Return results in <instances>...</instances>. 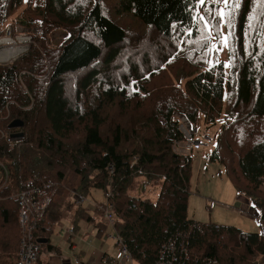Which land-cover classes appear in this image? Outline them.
Returning <instances> with one entry per match:
<instances>
[{"label":"trees","instance_id":"obj_1","mask_svg":"<svg viewBox=\"0 0 264 264\" xmlns=\"http://www.w3.org/2000/svg\"><path fill=\"white\" fill-rule=\"evenodd\" d=\"M244 1L242 7L254 8L242 12L230 38L236 46L237 31L242 55L229 77L219 63L186 79L178 77L179 85L187 80L185 91L163 84L152 87L156 90L152 95L147 85L170 57L172 39L197 37V12L204 13L207 4L202 8L198 0L114 2L115 17L129 15L155 33L158 44L143 50L139 44L146 36L133 40L129 27L105 12L104 0H0L1 26H9L13 36L16 27L32 30L28 49L0 64V264H16L20 250L16 195L28 183L48 182L58 188L33 231L35 242L46 239L40 246L48 252L56 250L49 236L61 221L68 220L73 232L79 220L91 221L101 232L102 223L67 197L76 186L82 196L94 188L107 195L103 211L111 207L115 244L135 264H156L160 252L172 264L264 262V138H254L258 127L241 128L252 119H264V31H260L264 19L255 0ZM250 16H255L251 23L258 28L255 45L245 51L243 36ZM57 30L67 37L53 45L50 34ZM130 40L131 46L125 48ZM229 90L234 91V100L223 113ZM146 97L142 115L129 111V104ZM175 113L196 126L203 117L205 129L226 118L210 139L213 146L206 158L225 166L236 192L253 208L261 233L188 219L191 155L173 149L183 140ZM15 120L22 122L21 128L9 127ZM238 129L242 133L233 166L220 153L219 139ZM77 131L81 140L74 138ZM17 132L23 136L11 138ZM66 169L73 171V187L67 185ZM135 180L139 191L131 195ZM151 186L158 187L154 198L145 195ZM102 260L114 264L107 255Z\"/></svg>","mask_w":264,"mask_h":264},{"label":"rangeland","instance_id":"obj_2","mask_svg":"<svg viewBox=\"0 0 264 264\" xmlns=\"http://www.w3.org/2000/svg\"><path fill=\"white\" fill-rule=\"evenodd\" d=\"M116 1L118 0H104V10L111 17L114 16ZM244 3H246L244 0H240V7L233 13L232 29H229L226 25V22L220 20L219 17H216L214 15L215 10H211V12L213 13L212 15H209V13L205 11L204 13H202L201 11L197 12V37H192L191 34H188V38L183 35H178L177 38L172 39V45L174 46V49H170V57L165 60V64L160 67V71L154 75V77L149 82V85H147V89L151 91L150 93L152 95L156 93V90L152 89V87L158 88L163 84H169L173 86L175 85V87H178L182 91H185L184 85L187 80L183 81L179 85L178 83H176L178 77L186 79L188 78L187 75H193L194 73H200L209 70L213 68L214 65H219V63L223 65L225 76L229 77L231 67H234L236 64V58L239 57V55H242V47L239 43L240 36L236 31V46L235 43L231 44V41L229 39L230 47H224L222 39L212 38L215 36V32H211L210 34V28L205 29L204 21H201L199 19V16H206L209 20H211V24L213 25L218 24L219 32L222 38L230 30L234 32V28L237 26L239 16L242 14V12H246L248 9L254 8L252 6H248L245 9L244 7H242ZM208 4L213 3L209 2L207 3V5ZM213 5H217V8L224 7L223 4ZM23 7L24 5H22V7L16 12V14L20 13ZM115 18L116 20L121 21V23L126 27H129L128 31L130 32V36L133 37V40L137 37L146 36V41H140L139 44L140 46H143V50H150V48L153 49L158 44V39H154L155 33L151 30L149 31L148 28L143 27L137 20L133 19L131 16L125 15ZM7 28H9V26H7L6 24L2 26L0 25V29H2L3 32V34L0 36V39L10 36V38H14L13 40L15 41L13 42L15 43L12 44V46L6 44V47H2L0 45V50H21L12 57L13 59L28 49V45L27 43H25V40L27 39V37H30L29 35L32 34V30L24 31L20 27H16V33L15 36H13L11 34V30L9 35H6ZM257 28V25H253L251 28L247 29L243 36V39H245L249 49H251L255 45L254 36L255 30ZM260 31H264V29H261ZM147 32L148 34L144 35ZM66 37L67 35L64 31L57 30L50 34V41L53 45H58ZM131 44L132 42L130 40V42H128V44H125L124 46L125 48L130 47ZM213 45H215L219 50L209 51V49L212 48ZM230 54H232L233 58H230ZM250 54L251 53H248V55ZM0 64L3 63L0 62ZM225 65L228 66L226 67ZM69 80L71 83L72 78H69ZM69 85L70 84H68V86ZM224 99L223 113L227 109H229V105L232 104L234 100V91L229 90L228 92H226ZM147 101L148 98L146 97L141 98V100H139V103L134 104V106L132 104H129L130 106H132L129 111L133 114L142 115V109L140 108V106L148 105ZM175 117L179 123V131L180 127H182L183 125L186 127V124L189 123V119L187 117H183L182 114L175 113ZM202 122L203 117H200L199 122L196 123L202 129L200 139L204 141L200 150L192 151L188 149L183 142L184 139L178 143L176 148H174V146L177 142L173 146L175 152L184 155H191V176L189 181L190 189L187 202L188 219H192L201 223L214 222L230 225L248 233H261L262 229L256 220L255 213L252 211L253 208L251 206H249L248 208V206L242 203L241 195L236 192L234 186L230 182L225 166L218 162H211L206 158V153L212 150L213 145L211 142H208L207 144L206 139H203V137L206 136L208 140L211 139L216 131H218V126H221V124H224L226 122V118L223 117V119H218V123L214 126H211L209 129H205L206 127L202 125ZM142 125L146 127L145 122H142ZM256 127H258L259 129L258 133L254 135V138H264V119H252L246 122V124L241 125V128L246 130ZM144 130L147 132V128ZM77 133L78 134L75 135L74 138H76V140H81L80 132L77 131ZM241 133L242 130L238 129L235 133L227 132L226 134H223L219 139V142L221 144L219 146L220 153L226 155L227 161L232 160L233 166L236 165V157L233 156V153L235 156L237 155V152L239 150L237 139ZM146 136L149 137L150 135L144 133V137ZM65 175L68 181L67 185L69 187H73V180L75 178L73 175V171L70 169H66ZM136 180L133 184L131 195L136 194V192L139 191L137 187L138 183ZM74 188L70 189L67 194V197L70 198L72 203L73 199L79 195ZM261 189L264 192V183L262 184ZM157 192L158 187L151 186L146 188L145 195L146 197L154 198ZM106 196L107 195L103 193L102 190L95 188L89 189L87 196H83L85 197V202L80 205L73 203L74 206H82L88 216L92 218L94 217L95 220L102 223L101 232L98 235L94 230V228L96 227L94 222H88L87 220L82 219L78 221L77 228L75 232H73L70 241L67 236L73 226L70 223L66 222L68 220L59 222L53 228L52 233L49 236L50 245L55 247L57 251H60V254L62 256L69 258L72 264H80L81 262L84 263L88 258L91 259L96 257V254H98L99 252L102 255H113L111 257L112 259L115 255L118 261L125 257L128 261L127 264L134 263V261H131L129 256H124L122 254L119 246L115 245L117 239L115 229L113 228V226L108 224L103 216L105 215V210L103 211V205L106 204ZM72 245H74V248L72 247ZM262 264H264V262Z\"/></svg>","mask_w":264,"mask_h":264},{"label":"built area","instance_id":"obj_3","mask_svg":"<svg viewBox=\"0 0 264 264\" xmlns=\"http://www.w3.org/2000/svg\"><path fill=\"white\" fill-rule=\"evenodd\" d=\"M6 32V35H9V28H7ZM13 39L14 38H10V36L1 38L0 45L2 47H6V44L12 46V44L15 43L13 42L15 41ZM28 42L29 38L27 37L25 43ZM4 50L5 49L0 50V53H7V51ZM11 59H0V62L6 64ZM180 132L183 135V142L188 149L199 150L201 148V131L198 127L187 123L186 127L184 125L180 127ZM177 145L178 143L175 144L174 148H176ZM56 188H58V184H51L50 182L43 185H33L28 183L26 187L16 195V198L18 199V225L21 233L19 241L20 250L18 252L16 264H37L40 256L45 253V250L41 248L40 244L33 240V231L37 227L38 221L46 216L47 209L54 194V189ZM73 202L79 205L84 202V198L82 196H77L73 199ZM104 218L109 224H114L115 219L109 205L105 210ZM69 232L71 233L72 231L70 230ZM122 253L124 256L127 255L124 248H122ZM172 263L173 262L169 261V258L160 252L159 260L156 264Z\"/></svg>","mask_w":264,"mask_h":264},{"label":"snow or ice","instance_id":"obj_4","mask_svg":"<svg viewBox=\"0 0 264 264\" xmlns=\"http://www.w3.org/2000/svg\"><path fill=\"white\" fill-rule=\"evenodd\" d=\"M213 3V4H223L224 7L223 8H217L215 9L214 15L216 17H219L220 20L226 22V25L229 29L233 28V24H232V16L233 13L236 11V9H238L240 7V0H198L199 5L203 8L204 5H206L207 3ZM257 6L259 9H261V15H264V0H255ZM203 11L208 12L209 15H212L213 13L208 10L207 8H203ZM255 11V10H254ZM195 19V17H194ZM199 19L201 21H204V27L205 29H209L210 28V34L211 32H215V36L212 37L214 39H222L223 41V46L224 47H230L229 45V39L231 37L234 36V32L233 31H229L226 35H224L221 38L220 32H219V25H213L211 24V20H209L206 16H199ZM255 19V16H250L249 17V28L252 27V23L251 21ZM264 26V25H262ZM218 51L219 49L216 48L215 45L212 46V48L209 49V51ZM245 51H247V45L245 46ZM226 67L228 65H225Z\"/></svg>","mask_w":264,"mask_h":264},{"label":"crops","instance_id":"obj_5","mask_svg":"<svg viewBox=\"0 0 264 264\" xmlns=\"http://www.w3.org/2000/svg\"><path fill=\"white\" fill-rule=\"evenodd\" d=\"M241 199H242V203L244 205L248 206V208H249L248 202L243 197H241ZM252 211L254 212V210H252ZM94 230H95L96 234L98 235L99 234L98 233V229L94 228ZM72 235H73V233L72 234H68L67 238L69 239V241L71 240ZM116 246H119V245H116ZM72 247L74 248V245H72ZM119 248H120V246H119ZM104 255H107L109 257H112L113 256V255L110 256L108 254H104ZM104 255H102L99 252L98 254H96V257H94L95 259L94 258H91V259L88 258L86 262H84V263L81 262L80 264H106L102 260V258H103ZM126 256H128V255H126ZM113 259H114L113 260L114 261V264H127L128 263V261H127V259L125 257H123L122 259H120L118 261L117 257L114 255ZM39 261H40L41 264H72L71 263V260L69 258L62 256L60 254V251H57V250L50 251V252H48V251L45 250V253L40 256ZM133 264H135V262Z\"/></svg>","mask_w":264,"mask_h":264},{"label":"water","instance_id":"obj_6","mask_svg":"<svg viewBox=\"0 0 264 264\" xmlns=\"http://www.w3.org/2000/svg\"><path fill=\"white\" fill-rule=\"evenodd\" d=\"M22 122L15 120L14 122H12V124L9 126L11 129H19L22 127ZM23 136L22 133H14L11 135V138H15V139H20ZM38 243L40 244H46V239H39L37 240Z\"/></svg>","mask_w":264,"mask_h":264},{"label":"bare ground","instance_id":"obj_7","mask_svg":"<svg viewBox=\"0 0 264 264\" xmlns=\"http://www.w3.org/2000/svg\"><path fill=\"white\" fill-rule=\"evenodd\" d=\"M21 50L17 49V50H14V49H8L7 50V53H3L0 55V59L2 60H8V59H11L13 56H15L18 52H20Z\"/></svg>","mask_w":264,"mask_h":264}]
</instances>
